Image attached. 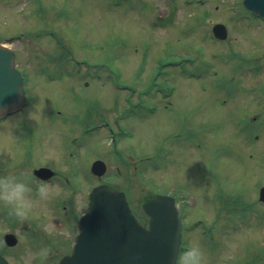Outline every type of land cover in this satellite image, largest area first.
I'll list each match as a JSON object with an SVG mask.
<instances>
[{
    "label": "rangeland",
    "instance_id": "obj_1",
    "mask_svg": "<svg viewBox=\"0 0 264 264\" xmlns=\"http://www.w3.org/2000/svg\"><path fill=\"white\" fill-rule=\"evenodd\" d=\"M241 2L0 0V43L17 35L23 38L7 45L29 76L27 106L0 123V169L31 154L24 162L38 156L41 165L71 173L67 178L73 186L78 175L72 170L85 168L93 155L90 160L106 164L102 179L127 191L137 214L145 196L173 190L184 203L186 222L201 219L210 230L215 227L212 240L199 236V230L183 233L185 243L198 242L203 248L205 264L242 261L241 251L257 248L259 236L264 264V207L256 202L257 189L264 185V127L247 135L232 124L239 116H264V104L258 111L250 99L247 104L226 98L220 88L235 85L231 71L238 64L259 53L264 57V24L249 21ZM216 23L227 27V39L220 45L210 37ZM49 55L83 59L94 79L59 75ZM193 71L197 78L188 77ZM240 73L238 82L245 89L264 84V75ZM118 81L143 91L136 112L120 122L125 137L110 139L104 129L82 131L100 123L101 109L113 122L112 116L124 106L112 91ZM154 86H162L163 95L170 87L174 91L163 101L154 97ZM154 105V113L141 110ZM108 128L114 131L113 123ZM192 129L194 138L186 143ZM112 139L118 142L115 150ZM117 154L124 163L115 159ZM150 157L156 167L148 162ZM86 181L79 188L80 211L88 183L96 182ZM57 193L53 187L50 197ZM47 201L41 200L42 213L47 212ZM237 208L243 219L235 225L239 215L232 211ZM255 210H260V218L252 216Z\"/></svg>",
    "mask_w": 264,
    "mask_h": 264
},
{
    "label": "water",
    "instance_id": "obj_2",
    "mask_svg": "<svg viewBox=\"0 0 264 264\" xmlns=\"http://www.w3.org/2000/svg\"><path fill=\"white\" fill-rule=\"evenodd\" d=\"M243 3L254 14L264 16V0ZM213 32L218 38L226 37L221 25H216ZM23 99L22 78L14 68L13 53L0 45V117L19 107ZM92 171L102 174L104 163L94 162ZM36 172L43 175L49 171ZM260 197L264 200V188ZM142 209L149 217L146 228L130 213L122 193L104 185L94 188L88 210L80 220L73 253L60 264H175L181 210L172 198L163 195L147 200Z\"/></svg>",
    "mask_w": 264,
    "mask_h": 264
},
{
    "label": "flooded vegetation",
    "instance_id": "obj_3",
    "mask_svg": "<svg viewBox=\"0 0 264 264\" xmlns=\"http://www.w3.org/2000/svg\"><path fill=\"white\" fill-rule=\"evenodd\" d=\"M258 95L260 98V88ZM25 159L23 155L16 165L0 169V174L14 172L25 176L34 187L47 182L58 188L59 193L43 204L46 213L41 211V199L34 195L36 206L24 218L11 214L8 207L0 204V264H60L63 257L71 254L78 232V219L84 210L79 208V182L72 186L68 179L58 180V172L54 174L55 180L41 181L34 176V171L40 167L34 162L36 157L24 162ZM91 177L99 183V178ZM257 205L260 207V203L257 202ZM257 214L260 218V210ZM256 247V250L255 247L243 249L241 252L245 259L235 260L234 264H260V248L259 245ZM233 256L231 253L228 261Z\"/></svg>",
    "mask_w": 264,
    "mask_h": 264
},
{
    "label": "clouds",
    "instance_id": "obj_4",
    "mask_svg": "<svg viewBox=\"0 0 264 264\" xmlns=\"http://www.w3.org/2000/svg\"><path fill=\"white\" fill-rule=\"evenodd\" d=\"M53 186L47 182L33 186L30 180L14 172L0 174V204L8 207L11 214L24 218L35 208L34 195L48 199ZM178 264H205V253L198 242H193L178 257Z\"/></svg>",
    "mask_w": 264,
    "mask_h": 264
},
{
    "label": "bare ground",
    "instance_id": "obj_5",
    "mask_svg": "<svg viewBox=\"0 0 264 264\" xmlns=\"http://www.w3.org/2000/svg\"><path fill=\"white\" fill-rule=\"evenodd\" d=\"M24 109V108H23Z\"/></svg>",
    "mask_w": 264,
    "mask_h": 264
}]
</instances>
